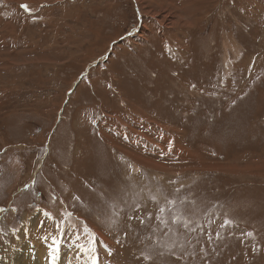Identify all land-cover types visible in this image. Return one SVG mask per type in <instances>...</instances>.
<instances>
[{
    "label": "rangeland",
    "instance_id": "1",
    "mask_svg": "<svg viewBox=\"0 0 264 264\" xmlns=\"http://www.w3.org/2000/svg\"><path fill=\"white\" fill-rule=\"evenodd\" d=\"M45 241L264 264V0H0V264Z\"/></svg>",
    "mask_w": 264,
    "mask_h": 264
},
{
    "label": "bare ground",
    "instance_id": "2",
    "mask_svg": "<svg viewBox=\"0 0 264 264\" xmlns=\"http://www.w3.org/2000/svg\"><path fill=\"white\" fill-rule=\"evenodd\" d=\"M27 220H28V222H30L29 221L30 217H27V219H25V223L27 222ZM28 222L26 224H28ZM55 244L56 243H53V245H52L51 243H49V241H45L44 243L33 244L32 246L31 245H22L21 253H19V254L17 253L18 255L15 254L16 255L15 260H14L15 264H66L65 261L67 259V257H66L67 254L62 252V244L59 245L61 247V251L57 252V253H56V247H58V246ZM54 251H55V253H54ZM69 253H70V251H69ZM59 254L62 257V260L59 256ZM69 258H70V256H69ZM2 264H9V262L8 263H2Z\"/></svg>",
    "mask_w": 264,
    "mask_h": 264
},
{
    "label": "crops",
    "instance_id": "3",
    "mask_svg": "<svg viewBox=\"0 0 264 264\" xmlns=\"http://www.w3.org/2000/svg\"><path fill=\"white\" fill-rule=\"evenodd\" d=\"M202 1H203V2H206L207 0H202ZM65 11H68V10H65ZM63 17H64V15H63ZM69 22H70V19H66L64 23H65L66 25H69V24H68ZM76 51H78V50H67L65 56H69V57H71V56H73V55L75 54ZM47 55H50V54H47V52H46V53H44V56H43V57H45V56H47ZM62 56H64V55L61 54V57H62ZM65 56H64V57H65ZM96 61H97V60H96ZM91 64H92V63H90L89 65L87 64V65L90 66Z\"/></svg>",
    "mask_w": 264,
    "mask_h": 264
},
{
    "label": "snow or ice",
    "instance_id": "4",
    "mask_svg": "<svg viewBox=\"0 0 264 264\" xmlns=\"http://www.w3.org/2000/svg\"><path fill=\"white\" fill-rule=\"evenodd\" d=\"M24 7H27L26 5ZM93 264H97V261H94Z\"/></svg>",
    "mask_w": 264,
    "mask_h": 264
}]
</instances>
